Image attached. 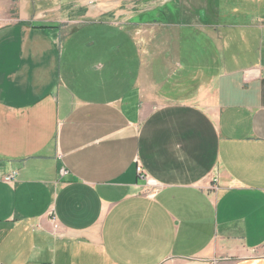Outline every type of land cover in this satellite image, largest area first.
I'll return each instance as SVG.
<instances>
[{"label": "crops", "instance_id": "0c3cea01", "mask_svg": "<svg viewBox=\"0 0 264 264\" xmlns=\"http://www.w3.org/2000/svg\"><path fill=\"white\" fill-rule=\"evenodd\" d=\"M59 1L0 0V264H264V0Z\"/></svg>", "mask_w": 264, "mask_h": 264}, {"label": "rangeland", "instance_id": "374dc122", "mask_svg": "<svg viewBox=\"0 0 264 264\" xmlns=\"http://www.w3.org/2000/svg\"><path fill=\"white\" fill-rule=\"evenodd\" d=\"M73 1L80 2V1H77V0H71V3H73ZM82 1H86V0H82ZM47 2L48 3L55 2V7L54 8H52V7L51 8H45ZM91 3H96V1L92 0V1H87L86 2V4L88 6L92 5ZM97 3L100 4V6H98V7L102 9L103 14H110V15L114 14V13H111V10H114V9L110 8L109 0H103V1L102 0H97ZM66 8H67V6L66 5H62V3L59 0H39L38 8H36V9H37V14L39 15V20H40V19H48V18H59V16H61V14L62 15H67V14L70 15L71 11L65 12ZM123 10H125V8L121 9L119 12H121ZM96 27L91 26V28L85 27L84 29H80V31H78V32L81 33V34H79L77 36V38H79L80 41L72 39V40H70V43H76L74 48L76 46H78V45L82 46V44L85 43V39H86V35H84L83 33L88 32V31H93V30H95ZM115 35L116 34H114L110 30H109V32L105 31L103 33L97 32V33L92 34V36H94V39H96V41H97V45H99V47H97L96 50L100 51L101 59H106L107 56L110 57L112 55L111 53H113V51H114L113 48L116 46V44H114L115 43V39H114ZM118 40H119V38H118ZM125 40L126 39H124V41ZM122 43H124V42L120 38V44H122ZM121 47L125 51L127 46H125V44H122L119 47L120 53H124L122 51ZM119 56L122 57L121 55H119ZM80 62H81V59H80L79 56H77V54L73 55L70 58V60H69L70 64H75V65L80 64Z\"/></svg>", "mask_w": 264, "mask_h": 264}, {"label": "built area", "instance_id": "2783aa9c", "mask_svg": "<svg viewBox=\"0 0 264 264\" xmlns=\"http://www.w3.org/2000/svg\"><path fill=\"white\" fill-rule=\"evenodd\" d=\"M137 172L139 173V172H141V167L138 165L137 166ZM15 176H16V173H13V174H10V175H7V176H5L4 177V180L5 181H8V182H11V181H13L14 179H15ZM153 190V189H152ZM54 227H57L56 225L54 226Z\"/></svg>", "mask_w": 264, "mask_h": 264}]
</instances>
